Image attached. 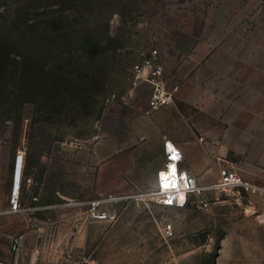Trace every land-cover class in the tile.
I'll return each mask as SVG.
<instances>
[{"label":"rangeland","instance_id":"374dc122","mask_svg":"<svg viewBox=\"0 0 264 264\" xmlns=\"http://www.w3.org/2000/svg\"><path fill=\"white\" fill-rule=\"evenodd\" d=\"M213 1L0 0V183L25 146V160L32 150L44 153L48 169L64 173L74 203L100 190L118 198L110 206L115 218L91 228L83 264H264V249L244 246L264 245V196L238 205L209 192L210 211L164 207L148 196L156 185L145 166L144 185L136 186L128 160L136 136L160 131L162 116L175 119L163 109L148 113L151 86L134 87V65L158 49L169 86L180 91L192 66L182 67L176 41L183 33L190 42L209 37ZM113 140L122 162L107 161L102 177L80 151L96 155Z\"/></svg>","mask_w":264,"mask_h":264},{"label":"crops","instance_id":"0c3cea01","mask_svg":"<svg viewBox=\"0 0 264 264\" xmlns=\"http://www.w3.org/2000/svg\"><path fill=\"white\" fill-rule=\"evenodd\" d=\"M207 15V39L197 34L190 42L183 33L176 41L182 67L191 64L192 77L178 92L176 104L162 108L164 113H174L175 119L162 116L160 131H138L131 144L128 160L136 166V186L144 185L139 166H145L157 184L158 172L166 164L168 141L182 149L183 166L202 185L217 182L229 164H235L245 179L264 185V0H214ZM144 119L146 124L152 122L150 117ZM174 124V133L163 130ZM116 149L114 141L112 148L102 146L96 155L80 152L87 166L89 162L100 165L103 177L107 161L113 167L122 162ZM20 150L0 183V264L65 261L70 249L74 252L71 262L83 264L91 228L103 222L91 221L86 207L74 208L75 192L68 189L63 172L48 169L42 161L44 153L32 150L18 168V176L24 171L34 179L22 189L21 203L28 210L6 212L11 207ZM97 194L104 197L102 190ZM244 246L248 251L264 249L263 244Z\"/></svg>","mask_w":264,"mask_h":264},{"label":"built area","instance_id":"2783aa9c","mask_svg":"<svg viewBox=\"0 0 264 264\" xmlns=\"http://www.w3.org/2000/svg\"><path fill=\"white\" fill-rule=\"evenodd\" d=\"M132 71L135 88L142 84L151 86L148 113L159 111L175 102L180 87L169 86L166 68L161 61L158 49H153L148 56H144L143 61L134 65ZM27 151L28 148L24 146L17 154L16 174L10 195L11 207L6 212L14 213L28 210L21 203L22 189L24 184H32L33 178L26 176L24 171L18 176V168L24 164ZM184 162L185 156L182 149L175 143L168 141L166 143V164L158 172L156 188L148 193L149 198H154L152 200L164 207L185 208L194 204L198 209L206 212L212 208V201L206 196L209 192H225L229 201L233 200L238 205H246V200L251 204L252 201L249 200V197L254 193L264 196V185L245 179L235 164L224 166L221 170L220 179L205 186L200 184L195 174L183 166ZM113 200L115 199L95 197L77 201L75 204L87 208L86 213L91 221L106 222L115 218L114 211L110 207ZM2 212L0 198V214ZM166 231L172 233V225H169ZM16 243H18V239H16ZM73 255V250H67L65 261H54L48 264H73L71 262Z\"/></svg>","mask_w":264,"mask_h":264},{"label":"bare ground","instance_id":"6f19581e","mask_svg":"<svg viewBox=\"0 0 264 264\" xmlns=\"http://www.w3.org/2000/svg\"><path fill=\"white\" fill-rule=\"evenodd\" d=\"M171 142V141H170Z\"/></svg>","mask_w":264,"mask_h":264},{"label":"snow or ice","instance_id":"6c2138e0","mask_svg":"<svg viewBox=\"0 0 264 264\" xmlns=\"http://www.w3.org/2000/svg\"><path fill=\"white\" fill-rule=\"evenodd\" d=\"M171 150V149H170Z\"/></svg>","mask_w":264,"mask_h":264}]
</instances>
